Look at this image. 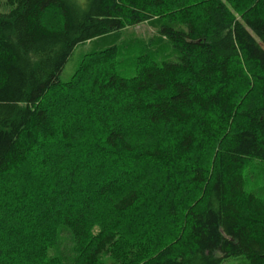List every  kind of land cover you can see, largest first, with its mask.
Here are the masks:
<instances>
[{
    "label": "trees",
    "instance_id": "obj_1",
    "mask_svg": "<svg viewBox=\"0 0 264 264\" xmlns=\"http://www.w3.org/2000/svg\"><path fill=\"white\" fill-rule=\"evenodd\" d=\"M179 1L0 0V173L47 138L73 154L42 196L59 207L52 242L32 238L39 264H104L108 250L124 264H264V198L245 189L241 172L245 160L264 165V0ZM51 6L59 28L39 19ZM148 20L160 22L158 34L174 53L158 63L147 54L130 75L102 58L106 68L86 91L97 104L88 118L100 137L88 134L94 140L83 150L69 144L66 129L59 138L46 129L42 99L56 87L75 88L60 81L73 49ZM253 79L258 96L248 105ZM109 97L116 104L100 119L98 103ZM239 115L243 122L235 123ZM149 134H156L152 143L144 140ZM157 213L168 218L167 231L151 227ZM120 214L123 231L111 226Z\"/></svg>",
    "mask_w": 264,
    "mask_h": 264
},
{
    "label": "rangeland",
    "instance_id": "obj_2",
    "mask_svg": "<svg viewBox=\"0 0 264 264\" xmlns=\"http://www.w3.org/2000/svg\"><path fill=\"white\" fill-rule=\"evenodd\" d=\"M184 1L191 5L196 0H182L181 3ZM222 1L226 6L228 5L227 1ZM178 3H180L179 0ZM230 11L236 15L232 9ZM39 19L51 29L59 28L62 24L60 12L54 6L43 10L39 14ZM159 25L160 22L156 20L142 21L136 25L127 26L119 31L78 44L73 49L60 74L61 84H72L75 88H70L68 91L63 89V86L56 87V89L48 91L42 99L40 107H44L48 113L46 129L54 130L58 138L60 137L59 129H66L65 135L71 133L69 134L70 138H68L69 144L72 143V146H77L79 149L84 150L86 144L91 145L94 139L90 142L86 141V136L90 134L96 137L95 130L97 126H95L93 120L91 121L88 118V113L90 114L89 110L95 109L97 104L94 105V98L92 97L90 100H86V97H88L86 91L90 89L93 79L99 77L100 72L106 68V64L101 63L102 58L105 57L106 60H111L112 69L122 75L132 74L138 59L142 61L149 59L147 54L151 55L157 63L166 59L170 53H174V47L165 37L158 34ZM110 48H114V51L112 50L113 55H108ZM242 64L245 65L246 69L257 73L253 66L244 62ZM250 82L252 92L246 97L248 105L256 102L259 86L254 79ZM241 85L245 89L246 85L244 86V83L238 86L232 84L237 89H240ZM77 99L81 100L76 101ZM115 104L110 97L100 100L97 107V113L101 114L100 119H106L109 116L106 110L112 105L115 106ZM111 109L113 111L115 108ZM211 116L210 112L205 115L207 118H212ZM236 122H243L240 115L235 118ZM133 124L141 126L143 122H134ZM127 127L129 128L131 125H127ZM79 129L86 135L77 132ZM44 130L41 132L43 136ZM133 132H135V129L131 130V133ZM165 134L170 139L174 136L172 132L171 134ZM155 135L149 134L144 137V140L146 141L147 138L146 142L152 143ZM98 137L100 136L96 138ZM40 138L41 136H39V141ZM47 142V146L41 150L36 146L29 154V159L27 158L25 162L21 161L12 166L14 168L11 167L10 172L0 173V247L3 249L0 264H32L38 257L39 252L32 238H41L46 243L45 246L52 240V236L48 235L55 222L52 209L58 208L59 202L54 203L51 202L52 200L46 202V197L42 200V196L49 193L45 190V187L52 183L53 177L56 178L59 175L60 170L58 171V169L66 166V161L73 160V154L72 148L69 149L66 146H64V149H56L58 145L54 147L55 142H52V138H47ZM166 144L170 143L167 142ZM55 151H62L61 160L54 157L53 153ZM166 151L163 150V152ZM41 152L42 154H40ZM45 169L53 171V176L49 174L47 180L41 176ZM241 172L244 177L245 189L253 191L264 198V165H260L253 160H245ZM156 216V220L150 223L151 227L153 226L155 231L158 232L167 231L168 226L165 223L168 218L160 220L159 217L162 216L159 213ZM126 218L121 214L115 216L113 224L111 220V226L113 225L119 231H123L126 227ZM106 232H108V229ZM59 244L58 241L55 245H51L53 249L51 255H59V247L57 249ZM109 251L101 254L104 264H124L125 261L127 262L126 257H116V253ZM235 262L234 258H230L225 264ZM35 264H39V262L35 261Z\"/></svg>",
    "mask_w": 264,
    "mask_h": 264
}]
</instances>
